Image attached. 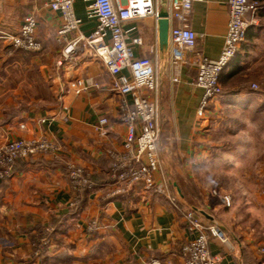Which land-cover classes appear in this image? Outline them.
Returning <instances> with one entry per match:
<instances>
[{"label":"crops","instance_id":"obj_1","mask_svg":"<svg viewBox=\"0 0 264 264\" xmlns=\"http://www.w3.org/2000/svg\"><path fill=\"white\" fill-rule=\"evenodd\" d=\"M250 2L258 5L247 14L254 24L220 75L222 94L202 118L197 116L203 95L196 87L197 65L201 58L216 60L222 52L228 0L193 4L189 26L196 48L187 54L178 83L173 82L171 42L167 61L159 60L155 18L126 25L130 39H143L135 55L157 62L162 134L155 178L166 181L165 196L146 191L142 184L125 194L114 193L107 153L123 151L127 131L120 121L123 100L111 91L112 77L103 63L79 52L59 65L62 19L39 0H33L29 14L38 19L41 50L13 48L1 33L17 34L22 20L11 29L8 6L26 0H0V148L20 139H46L60 149L56 155L18 161L13 177L0 180V264H185L182 249L196 234L188 230L189 209L177 200L170 172L187 199L209 215L202 221L229 236L231 246L210 242L219 264H264V194L258 184L264 177V0ZM168 5L169 0L161 8ZM75 13L83 21L80 31L90 34L95 23L87 18L83 0H76ZM247 67H252L256 89L236 82L250 71ZM126 101L132 104L130 97ZM70 164L83 168L90 187L79 193L73 189ZM213 164L253 166L250 173H237L238 179L252 181L253 189L246 196L239 191L222 198L205 194L202 205L192 201L188 182L197 181L202 165Z\"/></svg>","mask_w":264,"mask_h":264},{"label":"built area","instance_id":"obj_2","mask_svg":"<svg viewBox=\"0 0 264 264\" xmlns=\"http://www.w3.org/2000/svg\"><path fill=\"white\" fill-rule=\"evenodd\" d=\"M39 1L62 19L57 32L58 42L62 45L58 64L71 60L79 52L90 53L103 63L112 77L111 91L123 100L120 121L127 131L123 151L107 153L111 160L110 181L117 186L114 193L125 194L135 185L142 184L146 191L156 190L169 196L166 181L158 183L155 178L160 169L158 144L162 134L157 62L135 55V48L143 46V39H130V31L126 29V25L132 21L149 17L157 21L160 10L156 0H83L87 18L95 23V29L88 35L80 31L83 21L76 16V0ZM201 1L169 0L170 42L173 45L171 64L175 69V83L180 80L187 54L196 48L197 38L190 29L189 19L193 4ZM228 8V31L219 58H201L197 65L196 87L203 91L197 108V116L200 118L206 116L209 105L222 94L220 75L245 42L254 24L253 20L247 19V14L254 13L258 5L250 0H228ZM38 24L37 17L28 14L22 19L17 34L3 32L1 37L15 49L38 52L41 50L37 40ZM253 89H256L255 85ZM128 97L132 99V104L126 101ZM107 123L106 119L101 120L102 125ZM105 134L103 130L102 135ZM59 150L56 143L46 139L9 142L0 149V180L13 177L14 166L18 161L41 154L56 155ZM68 175L77 193L90 187L88 175L83 168L70 164ZM186 219L188 230L196 234V237L182 249L185 264H219V259L210 253V242L214 239L231 246L225 230L214 224L206 225L190 210L186 213ZM45 245L46 241L37 248L36 256L40 255ZM261 251L264 254V249Z\"/></svg>","mask_w":264,"mask_h":264},{"label":"rangeland","instance_id":"obj_3","mask_svg":"<svg viewBox=\"0 0 264 264\" xmlns=\"http://www.w3.org/2000/svg\"><path fill=\"white\" fill-rule=\"evenodd\" d=\"M163 1H167V0H156L159 10L162 7ZM32 2L33 0H26V3L24 4L22 3L12 4L11 6H8L9 13L6 18V23L8 26L11 27V29H15L16 27H18L21 23V20L31 12ZM246 69L247 70L250 69V71L243 73V77H242V74H240L236 82H238V84L248 82L249 86L250 87L252 86V89H253L252 67H247ZM250 119H252V116ZM217 139H218L217 141L221 143V139L220 138H217ZM239 168L240 169H236L235 167L228 168L227 166H224L221 164H213L212 166L202 165L200 168L201 175L197 179V181L191 180L188 182V188H189V191L192 197L191 198L192 201H196L199 205H202L204 204L203 200L205 197V196L204 197L202 196L205 194L207 195L211 194V195H214L215 197L221 196L222 198L223 195H225L224 197H226V194L236 195L238 191L239 193L244 194V193H247V190L253 189L252 181L245 182V180L238 179L239 175H237L238 170H240L242 173L244 172L250 173L253 166H243L242 165ZM1 181H7V180H1ZM258 184L264 194V177L260 179ZM244 196L246 195L244 194ZM261 216H262L261 219L264 220V217H263L264 215L262 214Z\"/></svg>","mask_w":264,"mask_h":264},{"label":"water","instance_id":"obj_4","mask_svg":"<svg viewBox=\"0 0 264 264\" xmlns=\"http://www.w3.org/2000/svg\"><path fill=\"white\" fill-rule=\"evenodd\" d=\"M162 5L167 6V1H163ZM157 35L158 56L160 62L164 63L167 61L170 52V18L168 9L165 7L161 8L159 12L157 20ZM169 176L177 200L201 219H209V215L204 210H201L197 206L193 205L184 195L176 174L174 172H170Z\"/></svg>","mask_w":264,"mask_h":264},{"label":"trees","instance_id":"obj_5","mask_svg":"<svg viewBox=\"0 0 264 264\" xmlns=\"http://www.w3.org/2000/svg\"><path fill=\"white\" fill-rule=\"evenodd\" d=\"M254 3V2H253ZM247 35H248V33H247Z\"/></svg>","mask_w":264,"mask_h":264}]
</instances>
